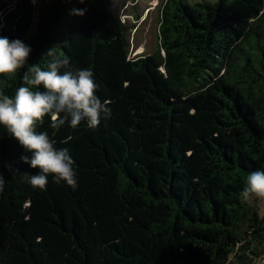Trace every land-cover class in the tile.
<instances>
[{
    "label": "trees",
    "instance_id": "trees-1",
    "mask_svg": "<svg viewBox=\"0 0 264 264\" xmlns=\"http://www.w3.org/2000/svg\"><path fill=\"white\" fill-rule=\"evenodd\" d=\"M159 33L0 0V264L264 261V0H163Z\"/></svg>",
    "mask_w": 264,
    "mask_h": 264
},
{
    "label": "rangeland",
    "instance_id": "rangeland-1",
    "mask_svg": "<svg viewBox=\"0 0 264 264\" xmlns=\"http://www.w3.org/2000/svg\"><path fill=\"white\" fill-rule=\"evenodd\" d=\"M214 3L216 0H189ZM114 14L123 21L130 42L129 56L145 57L154 54L160 47V12L163 0H110ZM254 186L260 182L252 181ZM259 212L264 214V182L259 193L252 198ZM257 263H259L257 261ZM261 264H264L262 262Z\"/></svg>",
    "mask_w": 264,
    "mask_h": 264
},
{
    "label": "built area",
    "instance_id": "built-area-1",
    "mask_svg": "<svg viewBox=\"0 0 264 264\" xmlns=\"http://www.w3.org/2000/svg\"><path fill=\"white\" fill-rule=\"evenodd\" d=\"M264 262V261H263Z\"/></svg>",
    "mask_w": 264,
    "mask_h": 264
}]
</instances>
